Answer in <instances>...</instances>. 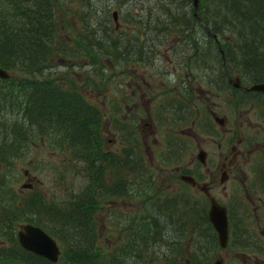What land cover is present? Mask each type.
I'll use <instances>...</instances> for the list:
<instances>
[{
	"label": "rangeland",
	"instance_id": "1",
	"mask_svg": "<svg viewBox=\"0 0 264 264\" xmlns=\"http://www.w3.org/2000/svg\"><path fill=\"white\" fill-rule=\"evenodd\" d=\"M70 2L76 6V14L61 16V11L57 12L61 46L67 43L72 50L76 51L77 44L82 49L75 56L67 55L63 61L64 65L61 64L63 66L61 70H65L68 64H73V68L68 69L71 70L68 73L69 76L75 79L81 92L88 100L90 99L89 102L96 104L101 109L105 149L110 153L121 154L126 159V146L133 147L136 153L138 150L135 148L138 146L142 157H144V170L147 175L151 176L149 180L153 179L155 183V189H145L141 193H139L138 184H134L122 197L121 195H112L111 198L97 197L103 204L97 211L99 246L102 247L103 252L107 253L124 236V232L120 228L122 221L117 222L114 211L118 216L128 218L129 212H132V215L142 214L147 203L152 208L150 213L153 214V206L156 201L150 197L157 190L161 201L174 197L175 200L181 198L182 202L176 208L173 204L171 209L173 212L169 209L164 212L162 205L167 207L165 202L162 205L155 204L157 207L160 206L159 220L155 224L157 231L161 232L162 236L156 238L149 245L155 257L154 264H168L166 258H170L178 241L181 242H179V247L182 253L176 254V259L187 263L190 256L194 255L199 259H204L205 264H215L220 246L216 237H213V239L216 238V241H211L207 237L208 232L214 234V230L206 231L204 228H199L198 225H191L192 221L184 216L182 209L187 207L185 203L189 204L193 199L198 205H209V199L202 190V185L209 186L211 195L219 199L222 198L218 147L216 141L211 139L213 137L217 139V135L222 133V128L221 124L214 121L208 112V107L214 109L218 114H223L222 112L233 108L237 110L236 107L247 106L250 109L252 107L250 102L234 103L231 100L236 95L234 92L243 88L242 85H233L227 76L229 75L233 81L237 82L236 77L241 70L238 65L230 62L228 69L222 71L223 60L219 48L225 50V47L233 45L230 35H227L226 24L230 19L224 15L226 12L223 1L218 4L219 0H198L197 18L193 16L192 0H70ZM114 10H117V26L112 16ZM85 13L86 19H84ZM65 17H69L74 26L66 23ZM186 19L188 26L184 23ZM193 19H195L194 24ZM85 20L87 22L91 20L94 24L96 21L98 25L99 20L108 21L111 27L110 43L108 44L113 45L112 53L102 52L94 40L90 42L89 46H84V44L81 46L74 40L75 36L81 35ZM213 20L224 21L222 34L217 37L219 42L215 39V30L212 28ZM183 28L186 30L185 33ZM225 30H227L226 33ZM100 32L99 27L97 36ZM231 34L234 36L235 33ZM127 38L137 41L140 45L142 50L138 57L128 58L126 53L128 50L121 45L127 41ZM237 41L238 44L241 42V40ZM107 48L110 49V47ZM196 49L197 52H195ZM55 61L58 62V59ZM236 62L240 63L239 58ZM99 64L101 71L106 73L103 82L99 80L100 75L93 74L92 70V65L94 68L99 67ZM248 78L249 80L242 76V83L251 84L253 80ZM139 88L142 91L146 89L151 96H154L152 107H155L157 103H164L166 101L164 99L177 101L182 98L188 103L190 102L189 107L194 124H190V119L187 120V124L190 125L188 129L193 130L192 135L185 134V137L179 132L180 127L186 122L180 123L174 117L171 106H167L164 107L165 111L162 112L160 119L154 117L157 119V130L153 137L158 139L157 143H152V135H148L147 144L150 148L149 150L145 149L141 132L136 127L137 119L133 117L136 113L141 115V111L144 112V109L141 105L133 108L124 105V102H129L132 105V102L139 101ZM187 91H191V95ZM152 111L155 115L156 109L152 108ZM251 113L252 109L247 113L243 112L244 116H240L238 113L235 115L231 135L235 144L237 143L235 138L237 139L238 135L243 137L244 141L242 140L239 146L241 151L239 162L241 168L245 170L250 169L247 157L252 154L248 143L249 137L256 131L251 122L255 121L254 116L261 119L260 114L251 115ZM247 114H250V123L246 119ZM142 115L146 117L147 113H142ZM241 120L242 122L239 124ZM129 121L135 126L130 140L124 135V127ZM189 138L191 140L186 142L185 140ZM30 140V144H27L28 147L23 153L13 157L11 164L4 168L5 179L7 182H13L18 194H40L46 201L65 208L71 199L73 200L84 190L88 182L86 171L83 168L85 162L69 157L70 153L65 151L64 146L60 150L51 149L45 137L43 138L39 134L33 135ZM175 141L176 146L173 143ZM199 147L208 151L209 173L205 172V166L195 163L196 160H190L191 156L193 159L196 158ZM94 160L98 163L97 159ZM178 165H181L180 168L175 169ZM185 169H189L190 172L194 170L202 177H197L196 184H193L182 178L181 174L187 173ZM26 170L28 173H25ZM113 170L112 165L106 169L109 187L121 178H126L128 181L129 173L126 168H123L117 177ZM3 183L0 195L4 201L1 202L6 203L12 198V194L6 183L4 181ZM231 187L228 185L227 190ZM37 214L34 208L28 213L29 217L33 218ZM45 219L46 223L56 224L50 221L49 217H45ZM117 219L120 220L118 217ZM24 222L17 223V231ZM58 223L60 224V222ZM104 223L105 227H103ZM125 225H127L126 219ZM58 259L61 257L59 256ZM202 259H200L201 262ZM138 264H146L145 258H141ZM229 264H234V260L231 259Z\"/></svg>",
	"mask_w": 264,
	"mask_h": 264
},
{
	"label": "trees",
	"instance_id": "2",
	"mask_svg": "<svg viewBox=\"0 0 264 264\" xmlns=\"http://www.w3.org/2000/svg\"><path fill=\"white\" fill-rule=\"evenodd\" d=\"M222 1L224 8L231 10L232 16H228L230 20L226 27L233 45L225 47V50L222 48L221 58L239 65V75L249 80V72L243 70L248 68L246 59H251L252 67L264 68V0H219L218 4ZM70 3V0H0V67L12 72V78L0 79V193L4 181L12 194L6 203L1 202L3 199L0 195V264H138L141 258H145L146 264H154L155 257L149 245L162 236L155 224L159 220L160 206L155 204L162 205L165 202L168 208L162 205L164 212L168 209L173 212V204L176 208L181 204V198L175 200L170 197L161 201L156 190L150 197L156 201L153 214L147 203L142 214L132 215L129 212L128 218L118 216L114 211L117 222L122 221L120 228L124 236L107 253L99 246L97 211L102 203L97 197H122L134 184H138L141 193L145 189H155V183L153 179L149 180L151 176L144 170L143 158L138 153L128 162L127 157L125 159L121 154L110 153L105 149L101 109L88 102L75 79L69 76L71 70L68 69L73 68V64L61 70L64 58L67 55L75 56L82 49L77 44L76 51L67 43L61 46L57 12L61 11V16L76 14V6ZM84 16L86 19V13ZM64 19L74 26L69 17ZM85 21L87 24H84L81 35L75 36L74 40L81 46H89L94 40L102 52H112L113 45L108 44L111 33L108 21L99 20V25L96 21L95 24L91 20ZM186 21L184 23L188 26ZM223 23L212 21L217 37L222 34ZM99 27L101 32L97 36ZM182 30L185 33L186 30ZM233 32L235 38L231 34ZM126 40L121 45L129 44L137 48L140 55L142 49L138 42L129 38ZM216 40L219 42L218 38ZM237 40L241 42L238 44ZM137 53L133 56L138 57ZM237 58L240 60L238 64ZM92 70L93 74L100 75L99 80L103 82L106 73L101 71L100 64L94 68L92 65ZM260 79L264 78H252L253 81ZM42 94L46 97L40 101ZM31 118H34V122H30ZM36 134L45 137L51 149L60 150L64 146L73 160H86V169L83 168L88 173V182L65 208L46 201L40 194H18L13 182L5 179L4 168L11 164L13 157L23 153ZM94 159L98 160L97 167H94ZM111 165L115 177L126 168L128 181L121 178L109 187L106 169ZM185 205L187 207L182 211L192 221L191 225H198L206 231L214 230L207 214L208 205H198L194 199ZM33 208L38 213L34 218L28 215ZM45 217L56 224L46 223ZM23 221L46 228L61 244V259L52 262L22 247L17 238V223ZM207 237L216 241L217 233L214 230V234H210L209 231ZM179 242L176 243V249L171 251L170 258H166L168 264H205L204 259L200 258L201 262L194 255L190 256L187 263L176 259V254L182 253Z\"/></svg>",
	"mask_w": 264,
	"mask_h": 264
},
{
	"label": "flooded vegetation",
	"instance_id": "3",
	"mask_svg": "<svg viewBox=\"0 0 264 264\" xmlns=\"http://www.w3.org/2000/svg\"><path fill=\"white\" fill-rule=\"evenodd\" d=\"M205 29L207 31L206 27ZM122 46L128 50L126 51L128 58L133 57L135 52L137 53V50L129 44H124ZM137 55L139 56L138 53ZM256 81H264V79ZM147 85L150 86L149 84ZM138 92V102H132V105L129 104V102H124V105L130 106L131 108L141 105L144 109V112L141 111V115H139L140 113H136L133 117L137 119L136 127L139 129V132H141L145 149L149 150L150 148L147 144L148 135H152V143H157L158 139L153 137L157 130V119L154 117H159L160 119L162 117V112L165 111L164 107L166 108L167 106H171L174 117L180 123L186 122V124L180 127L179 132L185 137L186 135H192L191 132H193V130L190 129V131L188 129L190 125L187 124V120L189 119L190 124H194L191 108L189 107L190 102L188 103L187 100L182 98L177 101L164 99L166 100L164 103H157L158 106L156 104L155 107H152L151 104L154 96H151L146 89L142 91V89L139 88ZM187 93L191 95V91H187ZM234 93H236V95L233 99L231 98L232 102L246 103L247 101L252 103L251 115L260 114L261 119L254 116L253 118L255 121L251 122V125L255 126L256 131L249 137L248 143L252 154L247 157V163L250 164V169L245 170L241 168V163L239 162V155H241L239 146L243 137L238 135L237 139L235 138V142H237L235 144L232 141L233 138H231V135L233 132V119L235 115L238 113L241 116L243 112L247 113L248 110L251 109L247 106H242L243 108L236 107L237 110L233 108L227 110V112H222L223 114H218L214 109L208 107V112L211 114L214 121L216 120L221 124L222 128L221 135L218 134L217 139L214 137L211 139H214V142L216 141L218 147V168L220 170V181L223 189L222 198L217 199L225 206L227 214L228 238L225 244L218 242L220 247L218 254L219 261H217V263L229 264V261L233 259L234 264H264V92L241 88ZM152 108L156 109L155 115H153ZM142 113H147V116L143 117ZM246 119L248 121L250 120V114H247ZM241 122L242 120L239 124ZM132 124L133 123L129 121L124 127V135L128 140L131 139V135L135 130V126ZM190 140L189 138L185 141L188 142ZM173 143L174 146H176V141ZM135 149L138 150L140 157H142L139 147L137 146ZM201 149H203V151L205 150L202 157L204 162L200 160L201 158H199L198 154ZM198 150L195 156L196 158L193 159V156H191L190 160H196L194 161L195 163L197 162V164L205 166V172L209 173L210 169L207 165L208 151L202 147H199ZM125 151V154L127 153L126 157L128 158V162L130 159L135 158L136 151L133 147L130 148V146H126ZM133 152L134 154L130 155ZM180 166L181 165H178L175 169H179ZM185 171H187L186 174L194 177V179L190 181L193 184H196L197 177H202L198 172L195 173L194 170L190 172L189 169H185ZM182 174L184 175V173ZM182 174L181 176H183ZM228 185L232 186L229 190H227ZM203 187L209 190V186H201L202 190L207 195ZM229 191H231V193H229Z\"/></svg>",
	"mask_w": 264,
	"mask_h": 264
},
{
	"label": "water",
	"instance_id": "4",
	"mask_svg": "<svg viewBox=\"0 0 264 264\" xmlns=\"http://www.w3.org/2000/svg\"><path fill=\"white\" fill-rule=\"evenodd\" d=\"M195 6H197L198 0H193ZM113 20L115 25H118L117 21V10L112 11ZM237 82H235V86H241L239 76L236 77ZM243 88L247 90H259L264 92V81H255L248 86L242 85ZM205 151V150H204ZM203 149L199 151V158L204 162ZM182 178L192 181L194 177L192 175L184 174ZM209 197V207H208V218L212 223L214 229L217 232L218 241L221 244H225V239L227 236V214L226 208L223 204H221L215 196L211 195L208 189H205ZM17 238L19 243L25 249L32 251L38 255L46 257L51 261H57L59 258V246L56 239L48 232H46L43 227L40 225L25 222L21 228L17 231ZM216 264L217 261H216Z\"/></svg>",
	"mask_w": 264,
	"mask_h": 264
},
{
	"label": "bare ground",
	"instance_id": "5",
	"mask_svg": "<svg viewBox=\"0 0 264 264\" xmlns=\"http://www.w3.org/2000/svg\"><path fill=\"white\" fill-rule=\"evenodd\" d=\"M198 6H200V5H198ZM192 9H193V16H194V18H197L198 17V14H197V8H196V6H195V4H194V2H193V0H192ZM199 9V8H198ZM224 11L226 12V14H224V15H227V16H232V14H231V10L230 9H228V8H224ZM207 12V11H206ZM208 13V12H207ZM206 13V14H207ZM222 13H224V12H222ZM209 14V13H208ZM113 15V14H112ZM222 15V14H221ZM211 16V15H210ZM212 17V16H211ZM225 17V16H224ZM226 18V17H225ZM166 26V25H165ZM169 29V28H168ZM202 29H203V27H202ZM159 30H160V28H159ZM166 30V29H165ZM169 31V30H168ZM205 31V30H204ZM212 31V30H211ZM206 33V32H205ZM163 35V34H162ZM210 36V35H209ZM213 36V35H212ZM195 37V36H194ZM198 37V36H197ZM215 39H217V35H215ZM219 39V38H218ZM195 40V39H194ZM200 40V39H199ZM195 43V42H194ZM217 43V42H216ZM217 45V44H216ZM135 50H137V48H135V47H133ZM219 51L222 53V48L220 47L219 48ZM247 62V63H246ZM89 63V62H88ZM92 63V62H91ZM188 63V62H187ZM233 63V62H232ZM245 63H246V65L248 66V68H243V70H246L247 72H249V75H248V77H250V78H264V68H257V67H252L251 66V64L250 63H252L251 62V59H246L245 60ZM94 64V63H93ZM191 64V63H190ZM228 64L230 65V62L229 61H226V60H224L223 59V62H222V71H226L227 69H228ZM95 65V64H94ZM244 65V64H243ZM239 66V65H238ZM188 68V67H187ZM242 70V71H243ZM206 71V70H205ZM230 72V71H229ZM239 72H240V70H239ZM245 73V72H244ZM12 72H10V71H8L7 69H5V68H3V67H0V79H9V78H12ZM18 76V75H17ZM17 76H16V78H17ZM228 76V80L233 84V85H235L234 84V81H233V79L231 78V77H229V75H227ZM237 76H239V75H237ZM239 78H240V81H241V77L239 76ZM254 82V81H253ZM253 82H251V83H253ZM231 85V84H230ZM241 85H243L242 83H241ZM250 85V84H249ZM33 87V86H32ZM259 91V90H258ZM1 92V91H0ZM263 92V91H262ZM44 97H46L45 96V94H42V96H41V98H40V101L44 98ZM87 100H88V98H87ZM90 100V99H89ZM89 102V101H88ZM90 103V102H89ZM91 104H93L92 102H91ZM100 109V108H99ZM95 113V112H94ZM20 119H21V117H22V112L20 111ZM95 115V114H94ZM96 116V115H95ZM100 117V116H99ZM100 119V118H99ZM30 122H34V118H31L30 119ZM101 128V127H100ZM100 132V131H99ZM77 150H79V149H77ZM78 152V151H77ZM135 152V151H134ZM79 153H80V150H79ZM77 154V153H76ZM138 155H139V153H138ZM142 155V154H141ZM77 156V155H76ZM85 156V155H84ZM102 156V155H101ZM79 157V156H78ZM140 157V156H139ZM80 158V157H79ZM144 158V157H143ZM83 159V158H82ZM139 159V158H138ZM77 160V159H76ZM81 160V159H80ZM144 160V159H143ZM85 162V166H84V168L86 169V160H84L83 161V163ZM94 163V167H97L98 166V164L94 161L93 162ZM87 169H89V168H87ZM80 170V169H79ZM85 172V171H84ZM25 173H28V171L26 170L25 171ZM88 174V173H87ZM85 175V174H84ZM85 177V176H84ZM87 177V176H86ZM77 178V177H76ZM90 178V177H89ZM82 179V178H81ZM86 181V180H85ZM64 218V217H63ZM65 219V218H64ZM61 221V220H60ZM59 221V222H60ZM62 222V221H61ZM60 222V223H61ZM62 224V223H61ZM60 224V225H61ZM43 229L46 231V232H48L49 233V231L46 229V228H44L43 227ZM227 238H228V232H227V236H226V239H225V241H227ZM127 240V239H126ZM56 241H57V243H58V240L56 239ZM217 242H219L218 241V239H217ZM58 246H59V255L58 256H60L61 255V245L58 243ZM216 261H219V259H218V257H216V259H215ZM52 262H56V261H52Z\"/></svg>",
	"mask_w": 264,
	"mask_h": 264
}]
</instances>
